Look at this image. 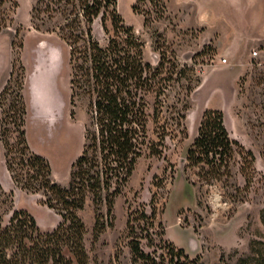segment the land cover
Returning a JSON list of instances; mask_svg holds the SVG:
<instances>
[{
    "label": "rangeland",
    "instance_id": "1",
    "mask_svg": "<svg viewBox=\"0 0 264 264\" xmlns=\"http://www.w3.org/2000/svg\"><path fill=\"white\" fill-rule=\"evenodd\" d=\"M14 1L13 8L0 1V19L7 17V12L12 19L0 28V91L14 66L24 73V138L31 152L48 161L52 180L66 186L71 165L85 141L88 101L84 97L70 99L66 43L55 33L32 27L34 0ZM163 1L138 0L133 11L135 0H117L116 11L123 23L143 42V61L153 67L163 65L161 94L148 93L146 97L147 144L162 153L150 154L144 149L110 212L105 202L95 205L91 196L78 211L85 228L88 263L258 264L264 259V66L250 70L248 64L254 49L259 61L264 58L261 47H231L236 29L244 36V45L250 36L264 43V0ZM105 25L106 29L100 17L92 24V35L101 46L113 34L110 15ZM221 57H227V65H220ZM242 68L245 72L236 86ZM200 77L179 125L176 118L183 93L185 98L186 88ZM37 87L38 109L32 100ZM12 98L5 96L3 109ZM45 101L51 115L48 123H41L39 114L45 116ZM238 103L244 123H234L231 117ZM207 108L221 110L223 119L225 114L228 134L238 142L227 166L193 163L187 154ZM11 120L4 123H13ZM7 127L8 131H0V187L7 195L1 204L3 219L22 208L41 229L51 230L60 217L44 203L40 189L23 187L27 172L15 160L22 147L20 135L14 127ZM5 141L13 144L10 151ZM8 160L13 163V175L18 174L22 182L13 179ZM30 182L35 186L36 181ZM96 223L103 227L99 233ZM135 242L146 257L134 254ZM172 247L182 248L183 255L175 257Z\"/></svg>",
    "mask_w": 264,
    "mask_h": 264
},
{
    "label": "trees",
    "instance_id": "2",
    "mask_svg": "<svg viewBox=\"0 0 264 264\" xmlns=\"http://www.w3.org/2000/svg\"><path fill=\"white\" fill-rule=\"evenodd\" d=\"M0 1L9 2L12 8L16 5L14 0ZM137 1L132 5L133 11ZM116 5L117 0H34L31 6L32 27L55 33L69 48L70 99L72 102L87 99L89 123L81 153L71 165L68 184L60 185L50 177L48 161L31 152L24 138L27 113L24 73H18L14 66L0 91V131H8L7 126L17 130L22 147L17 158H13L27 172L23 187L40 189L45 196L44 203L56 211L60 221L53 229L43 230L22 208L13 210L5 221L1 204L7 195L0 187V264H89L83 244L85 228L78 211L91 196L95 205L105 202L110 212L114 198L129 180L144 149L147 147L150 154L162 153L153 144L150 147L147 144L146 97L148 93L161 94L165 84V77L161 76L163 65L153 67L143 61V42L131 26L123 23ZM109 15L113 34L101 46L92 35V24L100 17L106 29ZM6 16L0 19V28L12 21L8 12ZM200 82L201 77L196 78L195 84L186 88L185 98L183 93L176 118L179 125L188 109V98ZM6 95L13 98L8 108L3 109ZM157 116L154 113L155 119ZM8 118H13V123H4ZM166 135L161 136L162 143ZM5 145L8 151L13 146L8 141ZM233 145L238 142L230 138L222 111L207 108L202 112L187 154L193 163L227 166L233 157ZM7 168L16 182H22L18 174L13 175V163L9 160ZM31 180L36 181L35 186ZM102 228L95 224L98 233ZM132 251L146 257L139 242L132 245ZM183 252L182 248L172 247L175 257H181ZM258 264H264V259Z\"/></svg>",
    "mask_w": 264,
    "mask_h": 264
},
{
    "label": "crops",
    "instance_id": "3",
    "mask_svg": "<svg viewBox=\"0 0 264 264\" xmlns=\"http://www.w3.org/2000/svg\"><path fill=\"white\" fill-rule=\"evenodd\" d=\"M216 23V22H215ZM218 24V23H216ZM217 30V29H216ZM239 29H236V34H235V38H234V44L232 45L231 49L232 48H235V49H240V48H247L248 46H255V47H261V56L262 58H264V43H263V40L259 39V37H255V36H250L248 37L247 41H246V44L244 45L243 44V39H244V36L242 34L239 33ZM252 41H255L257 42V44H252L251 42ZM259 44V45H258ZM223 52V51H222ZM225 52V51H224ZM226 54V53H225ZM231 54V53H229ZM247 55V53L245 54ZM245 72L244 68H242L239 72H238V75L234 81V84L237 86V79L238 77L242 76L243 73ZM248 78V75H245V78ZM247 83V80L246 82ZM39 88L37 87V89L35 91H33L32 93V100H33V105L38 109V106H37V90ZM237 91L235 90V97H237ZM263 104H264V95H263ZM239 108H240V104L238 103V105H235L233 106V109H232V120L234 123H244V120L240 118V111H239ZM51 115V114H50ZM39 121L41 123H48V117L47 116H44L42 114H39ZM224 123H226V116L224 114ZM231 135V134H230Z\"/></svg>",
    "mask_w": 264,
    "mask_h": 264
},
{
    "label": "built area",
    "instance_id": "4",
    "mask_svg": "<svg viewBox=\"0 0 264 264\" xmlns=\"http://www.w3.org/2000/svg\"><path fill=\"white\" fill-rule=\"evenodd\" d=\"M259 55H258V50H252L251 51V61L249 62V64H248V68L251 70V69H253L255 66H264V61H259L258 60V57ZM219 63H220V65H227L228 64V59H227V57H221L220 59H219Z\"/></svg>",
    "mask_w": 264,
    "mask_h": 264
},
{
    "label": "bare ground",
    "instance_id": "5",
    "mask_svg": "<svg viewBox=\"0 0 264 264\" xmlns=\"http://www.w3.org/2000/svg\"><path fill=\"white\" fill-rule=\"evenodd\" d=\"M43 105H44L43 106L44 107L43 114H45V116H48L50 114L49 105H48V103H46V101H45V103Z\"/></svg>",
    "mask_w": 264,
    "mask_h": 264
}]
</instances>
